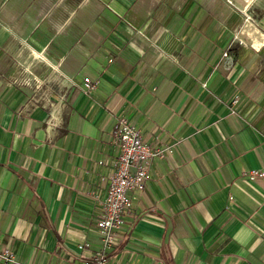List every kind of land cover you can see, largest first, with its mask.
I'll list each match as a JSON object with an SVG mask.
<instances>
[{
  "label": "crops",
  "instance_id": "0c3cea01",
  "mask_svg": "<svg viewBox=\"0 0 264 264\" xmlns=\"http://www.w3.org/2000/svg\"><path fill=\"white\" fill-rule=\"evenodd\" d=\"M232 3L0 0L12 264H81L99 249L120 115L170 152L150 163L106 264H264V178L245 175L264 170V0Z\"/></svg>",
  "mask_w": 264,
  "mask_h": 264
},
{
  "label": "built area",
  "instance_id": "2783aa9c",
  "mask_svg": "<svg viewBox=\"0 0 264 264\" xmlns=\"http://www.w3.org/2000/svg\"><path fill=\"white\" fill-rule=\"evenodd\" d=\"M227 51L222 53L226 57ZM87 95L92 94L95 83L85 78L82 84ZM237 98L231 100L236 104ZM234 113V110L231 109ZM113 135L118 142V156L114 168L108 175V187L101 200L100 215L96 221V231L100 236L99 249L84 258L81 264H106V251L116 241L125 218L130 214L137 193L146 186L150 163L170 152V149H153L142 138L140 131L120 115L116 119ZM250 181L264 178V170H251L245 173ZM88 243L79 244V249L88 248ZM15 262L14 253L9 247L0 248V264Z\"/></svg>",
  "mask_w": 264,
  "mask_h": 264
},
{
  "label": "rangeland",
  "instance_id": "374dc122",
  "mask_svg": "<svg viewBox=\"0 0 264 264\" xmlns=\"http://www.w3.org/2000/svg\"><path fill=\"white\" fill-rule=\"evenodd\" d=\"M228 3H230L233 6L232 1L234 0H226ZM243 2V4H247L250 0H241Z\"/></svg>",
  "mask_w": 264,
  "mask_h": 264
}]
</instances>
